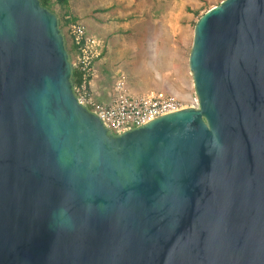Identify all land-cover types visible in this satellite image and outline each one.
<instances>
[{"label": "water", "instance_id": "water-1", "mask_svg": "<svg viewBox=\"0 0 264 264\" xmlns=\"http://www.w3.org/2000/svg\"><path fill=\"white\" fill-rule=\"evenodd\" d=\"M195 105L117 135L58 16L0 0V264H264V0L195 22Z\"/></svg>", "mask_w": 264, "mask_h": 264}, {"label": "rangeland", "instance_id": "rangeland-1", "mask_svg": "<svg viewBox=\"0 0 264 264\" xmlns=\"http://www.w3.org/2000/svg\"><path fill=\"white\" fill-rule=\"evenodd\" d=\"M208 1L212 7L221 0H69L68 9L79 20L95 6H110L104 15L121 28L122 33L115 35V52L109 55L110 63L105 67L104 60L100 64L104 68L93 79L92 87L99 102L111 100L116 80L123 72L126 85L133 93L163 90L187 103H196L189 53L198 19L195 11L204 13ZM53 8L57 14L62 12L57 4ZM123 25L131 30L122 29Z\"/></svg>", "mask_w": 264, "mask_h": 264}, {"label": "built area", "instance_id": "built-area-1", "mask_svg": "<svg viewBox=\"0 0 264 264\" xmlns=\"http://www.w3.org/2000/svg\"><path fill=\"white\" fill-rule=\"evenodd\" d=\"M67 31L75 49L73 59L70 61L73 70L79 71L78 80L75 84L72 83L73 92L80 104L88 108L93 107L92 111L110 133L117 135L165 113L195 105L163 90L133 93L126 85V76L123 72L116 80L111 100L107 103H96L91 96L90 84L95 61L102 54L103 41L98 36L88 33L80 21L71 22Z\"/></svg>", "mask_w": 264, "mask_h": 264}, {"label": "crops", "instance_id": "crops-1", "mask_svg": "<svg viewBox=\"0 0 264 264\" xmlns=\"http://www.w3.org/2000/svg\"><path fill=\"white\" fill-rule=\"evenodd\" d=\"M110 8H111L110 6H102V7L95 6L92 10L88 11L85 14V16H83V17L80 16V20H79L82 23H84L86 21L88 26L85 23H84V25H85L88 33L98 36L103 41L102 54L95 61L94 75H93V78H92V81L90 84L91 96L93 97V100L98 104L103 103V102H99L101 100L96 98V96H98V94H96V95L94 94V89L92 87L94 85V82H93L94 76L96 78L99 76L98 71H101L104 68V67L100 68V64H102V62L104 60H105L106 64H104L103 66L107 67V64L110 63L109 55L111 56L115 52L114 51L115 49L113 47V42L116 40L115 39L116 32L118 34L122 33L121 28H119L117 25H115V21H113L110 17H107V15H104V13L109 11ZM83 18H85L86 20L84 21ZM125 24H127V23H125ZM124 25L121 26V27H123L122 29H130V27H124ZM137 35H143V34L137 33ZM140 44H141V42H140ZM140 93H144V92H140Z\"/></svg>", "mask_w": 264, "mask_h": 264}, {"label": "trees", "instance_id": "trees-1", "mask_svg": "<svg viewBox=\"0 0 264 264\" xmlns=\"http://www.w3.org/2000/svg\"><path fill=\"white\" fill-rule=\"evenodd\" d=\"M40 2L43 6L47 7L48 9L52 10L53 12H54V8H53L54 4L59 5L60 9L62 10L61 13H59V14L56 13V14L58 16L59 28L64 35L66 48L68 50L70 60H72L75 49H74L73 41L69 37L68 32L66 31V27H68V25L71 22L79 21V17L75 14H72L69 11V9H68L69 0H40ZM209 8H210V1L207 2L206 10ZM195 13L198 15V17L201 15L198 10H196ZM78 78H79V71L77 69H74L72 72V83L75 84V82L78 80ZM89 109L93 110V107L90 106Z\"/></svg>", "mask_w": 264, "mask_h": 264}]
</instances>
